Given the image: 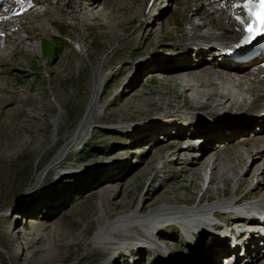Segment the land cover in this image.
Listing matches in <instances>:
<instances>
[{
	"label": "rangeland",
	"instance_id": "obj_1",
	"mask_svg": "<svg viewBox=\"0 0 264 264\" xmlns=\"http://www.w3.org/2000/svg\"><path fill=\"white\" fill-rule=\"evenodd\" d=\"M173 6L166 3L155 19L150 18L149 30L129 13L125 28L114 29L116 35L125 36L124 43L109 38L97 22L87 31L71 20L62 25L59 36L42 35L43 48L37 55L18 49L1 63L0 264H129L130 258L135 264H159L163 257L170 264H197L202 260L206 253L196 259L197 249L180 241L172 227L158 230L156 243L167 251H159L163 256L156 254L155 247L151 250L157 256L142 248L150 244L128 247V257L125 251L115 255L89 241L98 226L121 212L159 203L191 204L225 194L223 184L220 189L214 182H201L199 173L187 169L191 165L184 168L197 159L193 153L212 145V140L197 148L190 140L186 145L164 141L189 136L194 126L186 123L187 118L193 112L205 115L188 107L200 103L185 95L182 99L179 85L168 81L167 74L176 64L173 50L189 35L182 30L185 24L171 13ZM113 13L118 14V9ZM82 33L89 57L78 55L72 39ZM98 61H104L106 72L98 98L103 107L91 115L86 130L57 164L49 167L85 114L92 66ZM162 97L180 101V107L172 101L160 102ZM200 106L208 109V115L234 109L230 105L214 109L210 99ZM179 119L184 120L183 127L176 125ZM137 127L144 132L131 129ZM238 147L228 148L222 156L234 159L232 151ZM251 191L247 189L246 195L256 193Z\"/></svg>",
	"mask_w": 264,
	"mask_h": 264
},
{
	"label": "bare ground",
	"instance_id": "obj_2",
	"mask_svg": "<svg viewBox=\"0 0 264 264\" xmlns=\"http://www.w3.org/2000/svg\"><path fill=\"white\" fill-rule=\"evenodd\" d=\"M158 1L163 7L168 2L174 3L171 13L180 18L181 24H185L182 30L187 35L189 34L184 43L174 49H180L182 56L176 55L177 52L172 54V58L174 56L176 58L175 66L180 65L182 61L186 67L184 70H187L189 75L184 83L175 82L171 78L168 81L179 85L182 99L185 95L195 104H201L203 100L210 99L214 109L226 108L230 105L238 110L230 113H221L220 110H216L213 115H208L210 112L206 109L201 113L205 115L201 116L192 111L194 114L186 120V123L193 121L189 124L194 126L190 130L191 134L182 137L170 136L164 138V141L190 140L194 141L193 145L197 148L212 140V145L204 147L198 153H193L197 155V159L193 164H186L184 168L191 165L187 169L199 173L201 182L203 180L214 182L218 188L223 184L226 191L224 196L218 199L214 197L207 200L205 198L203 201L191 204L159 203L146 210L141 211L138 207L121 212L114 218L106 219L94 231L89 241L101 249H111V253L115 255L127 251V248L134 244L140 246L150 244L151 249L156 248L154 251L158 256H163L159 251L164 254L167 251L156 243V240L159 241V227L169 222L179 223L184 229L187 244L195 248L196 244H192L189 232L204 227L205 216L209 213L216 214L214 210L233 209L231 201L236 202L235 197L242 191L243 186L247 187L246 190L251 188V193L256 192L252 195H258V197L262 195L263 199H250L253 200L250 203L249 200L243 201L239 204V209L264 203V168H261L264 163V56L263 54L257 55L253 58L256 63L252 65H250L251 61L243 66L233 62L234 58L241 55L245 38V33L242 31L243 26L237 22L235 16L240 14L247 18L246 13L232 7L235 0ZM158 1L31 0V3H28L25 0V3L17 4L15 0H2L0 2V17H2L0 19V65L6 59L12 58L18 49H23L30 55H37L43 48L42 35L54 36L63 33L62 25H66L67 22L71 24V20L87 31L91 23L97 22L99 27H104L103 30L109 38L112 37L119 43H124L125 36L116 35L114 29L125 28L128 22L127 15L131 13L138 22L140 21L139 24L144 25L145 30H149L148 20L155 19L163 8L157 4ZM114 9H118V14L113 13ZM85 36V33H82L80 37L77 34L72 36L79 47L77 53L80 56H85L87 52V44L84 43ZM214 41L217 43H213ZM212 44L216 45L215 49L211 47ZM86 57L89 56L86 55ZM103 62L98 61L93 64L92 88L85 114L75 126L71 140L60 149L49 167L57 164L64 152L73 146V141L86 130L91 115L100 113L103 105H100L98 98L106 75ZM173 69L174 67L171 71ZM233 69L243 72L242 80L245 83L234 82L235 79L229 73ZM243 84L246 85L247 93L242 91ZM245 95L250 96L248 104L244 106V104L237 103V98L242 99ZM170 101L180 107V101L176 99L170 100L166 97L160 99V102L166 104ZM206 115L209 119L205 118ZM235 146L239 147L232 151V154L236 155L234 159L231 156H222L228 148ZM208 153H210V158L204 163ZM164 163L166 162L163 161L159 167H163ZM47 169L45 167L38 177L40 178ZM245 173L246 176H244ZM213 189L215 190V187ZM242 195L245 196L246 192ZM234 219L242 220L241 217ZM34 220L40 222L35 218ZM206 237L209 240L205 238L204 243L199 244V248H195L198 254L206 253L197 264H215L216 262L214 258H216L218 246L214 242L215 236ZM258 237L255 240L263 239L261 236ZM208 257H213L214 260L210 263L207 261ZM240 260L243 264H264V246L257 244L254 248L247 246L245 255ZM158 261L159 264H170L167 257H163L162 260L158 259Z\"/></svg>",
	"mask_w": 264,
	"mask_h": 264
},
{
	"label": "snow or ice",
	"instance_id": "obj_3",
	"mask_svg": "<svg viewBox=\"0 0 264 264\" xmlns=\"http://www.w3.org/2000/svg\"><path fill=\"white\" fill-rule=\"evenodd\" d=\"M17 4L25 3V0H15ZM31 3V0H27ZM232 7L241 9L246 17L236 14L235 19L243 26L247 33L244 43H251L257 37L264 36V0H235ZM2 19V17H0Z\"/></svg>",
	"mask_w": 264,
	"mask_h": 264
}]
</instances>
